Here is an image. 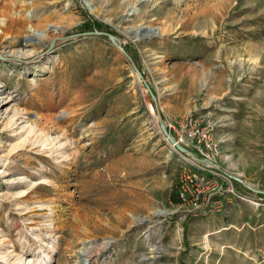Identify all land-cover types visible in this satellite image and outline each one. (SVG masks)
Returning a JSON list of instances; mask_svg holds the SVG:
<instances>
[{
	"label": "rangeland",
	"instance_id": "obj_1",
	"mask_svg": "<svg viewBox=\"0 0 264 264\" xmlns=\"http://www.w3.org/2000/svg\"><path fill=\"white\" fill-rule=\"evenodd\" d=\"M92 20L115 38L71 35ZM187 119L212 172L163 136ZM20 255L264 264V0H0V264Z\"/></svg>",
	"mask_w": 264,
	"mask_h": 264
},
{
	"label": "built area",
	"instance_id": "obj_2",
	"mask_svg": "<svg viewBox=\"0 0 264 264\" xmlns=\"http://www.w3.org/2000/svg\"><path fill=\"white\" fill-rule=\"evenodd\" d=\"M176 124L178 126L179 132L173 138L185 149V151H177L181 152L185 156H188L189 158L192 157L195 159L196 161H193V164L196 165L201 173L204 172L207 174L208 171L212 172V169L215 168V160L213 157L217 152V143L212 136L213 129L211 123L205 122L201 125L196 119H187L181 122H176ZM176 124L172 122L166 123L169 134L170 130L175 129ZM192 150H194L196 155L191 152ZM197 177L198 175L195 173L187 176L190 182H192L195 178L197 179ZM227 191L233 195H237V193L233 190L232 185L227 187Z\"/></svg>",
	"mask_w": 264,
	"mask_h": 264
},
{
	"label": "trees",
	"instance_id": "obj_3",
	"mask_svg": "<svg viewBox=\"0 0 264 264\" xmlns=\"http://www.w3.org/2000/svg\"><path fill=\"white\" fill-rule=\"evenodd\" d=\"M77 31H75V33L71 34V35H76V36H80V35H94L95 33L100 34L101 36H107L108 34H114V32L108 30L109 32H107V29H104V27L97 21H89L87 23H84L79 29H76ZM124 49V53L127 56L129 62L132 64L133 68H137L139 70V66L138 63L136 61L135 56H132V54L129 52L128 50V46L125 45L123 47ZM152 91V90H151ZM170 198L172 200V202L174 203H178L180 202V199H178L177 197H175L174 194L170 195Z\"/></svg>",
	"mask_w": 264,
	"mask_h": 264
},
{
	"label": "water",
	"instance_id": "obj_4",
	"mask_svg": "<svg viewBox=\"0 0 264 264\" xmlns=\"http://www.w3.org/2000/svg\"><path fill=\"white\" fill-rule=\"evenodd\" d=\"M139 31V30H138ZM132 32L134 33L135 32V30H132ZM136 33H138V32H136ZM109 38H111V39H114L115 38V36L114 35H112V34H108L107 35ZM123 49V48H122ZM123 52H124V49H123ZM137 72H138V74L141 76V73H140V71L137 69V68H134ZM149 91H150V93L151 94H153L152 93V91L149 89ZM159 124H160V126H161V128H162V131H163V136H165L166 138H167V140L176 148V149H178L179 151H185V149H184V147H182L180 144H178L175 140H174V138L166 131V130H164L165 128H164V123L162 122V121H160L159 122Z\"/></svg>",
	"mask_w": 264,
	"mask_h": 264
},
{
	"label": "crops",
	"instance_id": "obj_5",
	"mask_svg": "<svg viewBox=\"0 0 264 264\" xmlns=\"http://www.w3.org/2000/svg\"><path fill=\"white\" fill-rule=\"evenodd\" d=\"M181 109H183V110H191V109H193V106H187V101H183V107L181 108ZM170 114V113H169ZM172 115H169V117L170 116H174L175 117V115L173 114V113H171ZM168 115V114H167Z\"/></svg>",
	"mask_w": 264,
	"mask_h": 264
},
{
	"label": "bare ground",
	"instance_id": "obj_6",
	"mask_svg": "<svg viewBox=\"0 0 264 264\" xmlns=\"http://www.w3.org/2000/svg\"><path fill=\"white\" fill-rule=\"evenodd\" d=\"M23 259V257L20 255V256H18V258H17V264L18 263H20V261ZM85 259H86V257L82 260V264H85Z\"/></svg>",
	"mask_w": 264,
	"mask_h": 264
}]
</instances>
